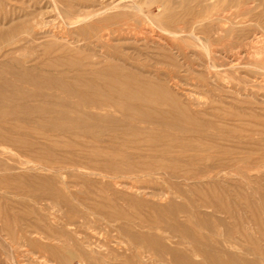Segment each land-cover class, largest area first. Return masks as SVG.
Wrapping results in <instances>:
<instances>
[{
  "label": "rangeland",
  "instance_id": "374dc122",
  "mask_svg": "<svg viewBox=\"0 0 264 264\" xmlns=\"http://www.w3.org/2000/svg\"><path fill=\"white\" fill-rule=\"evenodd\" d=\"M165 1L174 4L177 10L174 23L160 22L164 16L160 6ZM182 2L185 5L181 6ZM201 2L0 0V32L8 34L22 25L16 33L0 40V84L8 82L19 91L20 97L9 95L6 99L12 106L26 109L19 113L6 108L0 113V120L19 125L16 131L0 126V264H178L172 259L171 250H175L179 258L186 256L200 264H207L204 259L207 252L223 258L227 255L256 258L264 264V63L261 61L264 55H256L264 51V41L257 44L253 39L258 31L264 32V0H215L213 4L210 1L211 11L200 17ZM38 20L43 21L45 27L36 35L33 29L38 30ZM146 25H154L152 28L157 32L182 28L197 33L196 36H202L201 30L207 28L212 40L223 30L226 47L219 51L224 52L223 55L237 56L240 65L231 68L226 61L224 67L209 68L207 50L195 43L196 47L190 48L189 53L192 58L188 55L189 60L195 62L194 66L176 67L170 59L158 57L161 52L156 45L136 43L135 38ZM53 30L63 31V38L52 37ZM101 30L109 33V44L101 39L106 35ZM66 39L70 45L65 43ZM52 40L67 45L72 57L81 64L125 65L134 73L160 81L167 80L169 73L178 76L181 88L170 89L173 96L200 112L199 120L206 133L197 136L205 143L228 150L225 158L242 160L220 172L203 175V171L217 168L185 158L143 154L146 162L162 158L166 166L177 169L178 176L159 170L151 175L121 178L106 175L95 164L80 159L83 149L46 146L49 141L71 137L70 133L54 128L57 121L52 109L77 102L70 101L62 87L39 89L22 83L5 68L9 64L16 67L15 61L3 55L18 50L14 55L16 59L40 71L35 63L40 57L46 62L57 60L55 55H43L44 45ZM236 40H239L238 47L230 49ZM181 47L175 45L173 53ZM173 55L179 63L183 62L182 56ZM66 60L62 57L58 69L41 71L60 78L68 87L73 84L81 64L71 66ZM73 88L78 89L74 84ZM43 90L49 95L47 99L27 96ZM73 107L77 110V106ZM104 137L107 138V134ZM139 159L134 156V164ZM132 182L142 188L140 194L115 185ZM51 187L55 191L50 192ZM56 189L70 206L55 196ZM35 197L46 200L37 201ZM106 217H128L129 220H119L113 226ZM74 222L76 225L69 224ZM109 254L119 258H100Z\"/></svg>",
  "mask_w": 264,
  "mask_h": 264
},
{
  "label": "bare ground",
  "instance_id": "6f19581e",
  "mask_svg": "<svg viewBox=\"0 0 264 264\" xmlns=\"http://www.w3.org/2000/svg\"><path fill=\"white\" fill-rule=\"evenodd\" d=\"M128 1L129 0H127V2ZM210 1L212 3V1H215V0H202L201 3L203 7H202V10L199 12L200 17L204 16L205 13H208L211 11L210 10L211 8L208 6V3ZM235 1L240 2V0H235ZM180 5L181 6L185 5V2L180 3ZM173 7H174V4L167 3L166 1L160 6L161 10H163L164 12V16L162 20L160 21L162 24H168V23L171 24L177 20V16L175 14L177 10L174 9ZM88 15H91V14H88ZM122 17H125V16H122ZM117 18L119 19V17ZM20 27L18 28L14 27L10 32H8V34H7V31L0 32V40H2L5 36L9 34L13 35L19 30ZM43 27H45L43 21L38 20L36 22V28H38V30L33 29V31L36 32V35H39L41 34L40 31ZM46 27L48 28V26ZM90 27H92V24L90 25ZM93 27H94V24H93ZM152 27H155V26L153 25ZM152 27L149 25L144 26L143 32L140 35L137 34V36L138 35L139 36L135 38L136 43H140V44L142 43L144 45H149V44L156 45L158 50L161 52V54H159L158 57L170 59V61L176 67L183 68L184 66H189V67L194 66L195 62H193L192 59L189 60V56L190 58H192V55H190L189 53H190V48L196 47L195 43L200 45V47H202L203 49L207 50L209 61H210L207 63V67L209 68L210 67H213V68L224 67L226 66L225 64L226 61L228 62L231 68H237L240 65V58L234 55L233 57L228 56L226 54L223 55L224 52L219 51L221 47H224V49L226 47V43H223L224 42L223 38L225 37V33L223 30H222V33H219L215 37L216 38L215 40H212L211 35L209 34V31H208L209 29L207 28H204L201 30L200 33H202L201 34L202 36H196L197 33L189 32L188 30H184L182 28L176 31L166 30V32H163V30H161L162 32H157ZM59 28H62V27H59ZM44 29L46 30V28ZM93 30L95 32V29ZM133 30H135V28ZM101 31L103 32V30ZM52 33H53L52 37H55L56 39L63 38L62 37L63 31L61 33L59 30L58 31L53 30ZM103 33H106V32H103ZM107 33L106 35L105 34L102 35L101 39H104L103 41H106V43L109 44V40L111 39V37L109 36V33L108 34ZM112 33H115V32H113L112 30ZM263 33L264 32L258 31L257 33L254 34L253 39L255 43L257 44L263 43L264 41ZM179 37H184V38L179 39ZM67 40L68 39H66L65 43L69 41ZM62 41L64 42V40ZM238 41L239 40H236L233 43L234 45L233 44L230 45L232 46L230 49L238 47L237 46L239 44ZM33 42H35V39L33 40ZM175 45H180L183 47H181V50L173 53L175 49L174 48ZM221 49L223 50V48ZM17 52L16 50H13L3 55L4 57L11 58L12 60L15 61L16 67L14 66L12 67L10 66V64L5 66L6 69L7 68L10 69L11 72L8 70L9 73H11L15 78H17L22 83L25 82L31 86H37L39 89H41V87L43 86L44 87L54 86L58 88L62 87L64 94L68 95L70 101H72L71 99H74L77 102V104H73L74 106H77V110L73 109L74 108L73 105H67L66 103H65L66 105H63L59 109H54V110L52 109V111L55 112V121H57L56 122L57 124H54L55 125L54 128L56 130L70 133L71 137L69 138V140L67 139L66 140L58 139V140H53V141L51 140L52 142L50 141L47 142L46 146L55 145V146H60V147H65V148L69 146H74V147H77L80 151L83 149L82 150L83 152H80L79 154L80 159H83L85 161H89L95 164L97 166V169L106 175L120 176L121 178L122 176L139 177V176H143L147 174L151 175L152 173H155L159 170L161 171L164 170L170 175L177 177L178 176L177 169H172L169 166H166L165 161L162 160V158L164 157H172L174 159H181V158L190 159L191 162L204 163L209 166L213 165L214 168H217V170L215 171L212 170L213 168L209 170H205L203 171L204 173L203 175H208L210 174V172H220L219 170H222V169L224 170L226 168L232 167L242 160L240 157H235V158L232 157L229 159L225 158L224 156L228 153L227 152L228 150H226L225 148L221 146H217L214 143H209V144L205 143L204 139H201L199 138V136H197L199 134L206 133V128L203 122L199 120L200 112H198V110H194L191 104L190 105L184 104L179 98L173 96L171 89L179 90L181 88L179 77L175 76L173 73H169L167 80L165 81H160L158 79H156L157 80L156 81L155 79L149 76H146L140 73H134L133 71L129 70L125 65L116 66L109 62L107 64H101V63H95V62H92L89 64H81L78 61L79 59L77 60L74 57H72V50L67 45L62 44V42H59L58 40H54V41L52 40L51 42H48V44L44 45L43 55L46 57L55 55L57 56L55 57L57 60L55 61L52 59L53 61L48 60V62H46V61H41L42 59L40 57V59L36 60L37 62H35L36 66L40 68V71L35 66H34L35 68H28L27 66H24L25 63L23 61L15 58L14 55ZM173 54H177V57L182 56L181 58L183 59V62L179 63V60L176 59V57H174ZM256 55L257 56L261 55V57H263L264 51H258ZM62 57L63 59L65 57L67 59L66 60L67 63L70 64L71 66H76V65L79 66L81 64L78 72L75 74L76 78L73 81V84L78 87L77 90L73 88L72 82L67 87V85H64L63 81L60 78L58 77L52 78L50 75H46L44 71H41V69L42 70L50 69V68L58 69L62 65V61H60L62 60ZM40 61L42 63H40ZM261 61L262 63H264V60H261ZM38 63H40L41 65H38ZM7 83L8 82H6V84H0V113L3 112V110L5 112L6 108L8 109V111H12V112H19V113L25 112L26 109L12 106L11 103H9V100L6 99V97L7 98L9 97V95L12 98L20 97V94L18 93L19 91L16 92V89L13 87H10ZM46 93L47 92L46 91L44 92L43 90L38 93L31 92L30 94L28 95L26 94V95L28 96V98H32V97L40 98L41 100V98L47 99L49 97V95H47ZM63 102H64V99H63ZM0 126L6 127L7 129L15 130V131L17 130V128H19L18 124L8 123L4 119L0 120ZM106 134H107V138L104 137V135ZM37 136H40V135H37ZM4 141H6V139ZM86 149H89V150H86ZM191 152H193V154ZM143 154H146L148 156L160 155L159 157H162V158L155 159V161L146 162V161H143L142 159ZM134 156L140 158L139 159L140 161L137 160L136 164H134L133 162ZM115 185L118 187H121V186L125 187L130 192L136 195L140 194L142 190V188H140L135 182H132L124 186L122 183H117ZM48 189L50 190V192L55 191L53 187L48 188ZM58 190L56 191L55 196L59 200L62 199L64 203H67V199ZM35 198L37 201L46 200L42 197H35ZM51 199L52 198L50 197V200ZM70 205L71 204H68V203L66 204V206H70ZM106 218L108 219V222L113 226L114 225L116 226L119 223V220L121 221L129 220L128 217H118L116 219L113 217H106ZM69 224L76 225V222L69 223ZM122 227L123 226H119V228H122ZM99 239L100 238H98V240ZM174 251L175 250H171L170 253L173 255L172 259H174L176 263L178 264H200L196 262L195 260H193L192 258H187L186 256L179 258L177 256L178 253H175ZM69 255L72 256L71 254ZM100 258H119V257H114L113 254H109L107 256H102ZM121 258H124V256H121ZM204 259L207 262V264H260L259 259L257 260L256 258L253 260L241 259V258H236L234 255H231V256L227 255L226 258L225 257L223 258L221 256H215L213 253L211 254V252H207V258H204Z\"/></svg>",
  "mask_w": 264,
  "mask_h": 264
}]
</instances>
